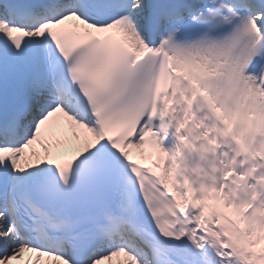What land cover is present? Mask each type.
<instances>
[{
	"label": "snow or ice",
	"instance_id": "obj_1",
	"mask_svg": "<svg viewBox=\"0 0 264 264\" xmlns=\"http://www.w3.org/2000/svg\"><path fill=\"white\" fill-rule=\"evenodd\" d=\"M0 264H264V0H0Z\"/></svg>",
	"mask_w": 264,
	"mask_h": 264
}]
</instances>
